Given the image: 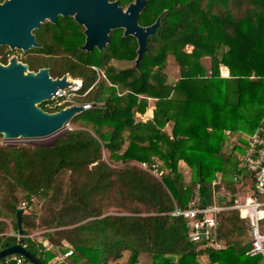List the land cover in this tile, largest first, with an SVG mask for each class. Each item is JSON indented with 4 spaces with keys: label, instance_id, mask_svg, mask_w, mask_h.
<instances>
[{
    "label": "trees",
    "instance_id": "trees-1",
    "mask_svg": "<svg viewBox=\"0 0 264 264\" xmlns=\"http://www.w3.org/2000/svg\"><path fill=\"white\" fill-rule=\"evenodd\" d=\"M115 1L127 9L136 0ZM158 19L138 66V41L122 29L103 50L87 52L86 38L43 25L48 65L28 71L81 79V94L88 93L77 101L93 107L50 147L0 144V251L21 245L43 264L69 251L64 264H201V256L208 264H264L246 255L248 222L237 210L219 214L221 250H199L187 219L172 215L197 190L200 206L229 208L242 183H251L241 174L243 148L226 154L223 146L227 132L252 134L264 118V0H146L139 24ZM171 60L175 81L166 72ZM148 99L153 119L143 121ZM218 173L221 184L213 186ZM220 186L231 199L217 202ZM19 209L25 233L17 238L8 233L19 234ZM35 233L41 237H29Z\"/></svg>",
    "mask_w": 264,
    "mask_h": 264
},
{
    "label": "water",
    "instance_id": "water-1",
    "mask_svg": "<svg viewBox=\"0 0 264 264\" xmlns=\"http://www.w3.org/2000/svg\"><path fill=\"white\" fill-rule=\"evenodd\" d=\"M146 0H136L127 9L110 0H9L0 5V46L30 49L36 46L33 30L46 20L56 23L59 15L73 17L85 27L86 41L82 50H103L110 41L111 31L122 29L124 36L138 41L136 66L147 51L148 38L161 26L160 19L149 27L139 24ZM70 84L66 77L53 79L49 69L29 72L27 65L14 58L9 64H0V136L6 140L34 139L51 136L62 130L70 120L83 112L82 107H71L49 113L40 105L58 89ZM254 175V174H252ZM23 209L17 212L19 235H24ZM21 255L32 264H43L21 245L0 251V259Z\"/></svg>",
    "mask_w": 264,
    "mask_h": 264
},
{
    "label": "built area",
    "instance_id": "built-area-1",
    "mask_svg": "<svg viewBox=\"0 0 264 264\" xmlns=\"http://www.w3.org/2000/svg\"><path fill=\"white\" fill-rule=\"evenodd\" d=\"M93 69L98 73L99 79H106L102 71L96 67H93ZM66 80L70 85L64 89H58L50 99L44 102L45 107L55 112L71 107H82L83 111L91 110L93 107L92 104L87 103L81 105L77 101L85 97L88 93L81 94L83 81L70 76H66ZM240 155L241 168H244L251 175L250 180L253 183L252 188L248 187L249 192L236 197L233 206L223 208L217 204L208 207L200 206V195L197 190L188 207L184 209L176 208L172 215L187 219L189 225V240L193 243L200 244L199 250L202 251L208 248L221 250L224 248L223 242L217 240L219 214L225 209L237 210L240 218L248 222L250 249L246 255L249 257L260 256L264 262V118L259 127L248 136L243 152ZM241 178L240 175L238 179L241 180ZM221 180L222 176L218 173L217 179L213 182V186L220 185ZM242 196H244V199ZM10 235L17 238L22 237L14 233ZM29 237L32 238L31 236ZM71 254L72 251H69L60 256L58 258V264H61ZM0 264L32 263L24 256L12 255L0 259Z\"/></svg>",
    "mask_w": 264,
    "mask_h": 264
},
{
    "label": "rangeland",
    "instance_id": "rangeland-1",
    "mask_svg": "<svg viewBox=\"0 0 264 264\" xmlns=\"http://www.w3.org/2000/svg\"><path fill=\"white\" fill-rule=\"evenodd\" d=\"M82 28H80L79 25L76 24H71V31H73L74 33H79L81 32ZM3 49H7L6 47H2ZM31 52H34L31 50ZM32 55V54H31ZM18 59V58H17ZM44 57L41 56L39 59H33L32 56L27 55L26 57V62L30 65H37V66H42V65H48L46 63L45 60H43ZM53 59V58H52ZM19 60V59H18ZM54 64L57 63V61H55V59H53ZM205 64L207 65V67L210 66V63L207 61L205 62ZM59 66V65H58ZM57 66V67H58ZM167 74L169 75V78L171 81H175L178 76H179V70L176 67L175 63L173 62V60H171L169 62V65L166 69ZM174 72V73H173ZM72 77L71 75H67ZM73 78V77H72ZM76 79V78H75ZM78 79V78H77ZM154 101L150 100V107L154 106ZM262 106L264 107V105L262 104ZM262 108V107H261ZM74 129L73 124H71V122H69L62 130H60L59 132L48 136V137H44V138H34V139H24V138H20V139H15V140H6L3 136H0V144H4V145H10V146H20V145H28V146H38V147H50L52 146L55 141L61 137H64L66 135V133L70 130ZM227 138L225 141V144L223 146V151L227 154L230 153L231 150L236 146L238 148H244V145L246 144L247 138L250 134L246 133V132H237V133H232V132H227ZM239 156H241L238 153ZM181 171L184 174L185 180L187 182L190 181L191 179V171L184 165H181ZM242 175H247V171L243 168L242 170ZM248 182H250V180H248ZM244 186L242 189H240V191L238 192V196L240 195H244L245 193L249 192L250 190L248 189L249 185L252 186V183H247L246 181L242 183ZM237 188L239 187L236 186ZM218 192L216 193V200L218 202V198L221 197L223 198V196H225L228 200L231 199L232 194L226 190L223 186L219 187V190H217ZM242 198L244 199V196H242ZM40 205V204H39ZM39 205H35L32 209L28 210V213L32 212L35 213V211H38L40 209ZM25 207V206H24ZM12 230L10 228V233H8V235L12 234ZM11 236V235H10ZM32 238H37L38 236L41 237L40 233H35L33 235H30ZM199 261L201 264H208V258L206 256H201L199 258ZM139 264H152L150 258H142Z\"/></svg>",
    "mask_w": 264,
    "mask_h": 264
},
{
    "label": "flooded vegetation",
    "instance_id": "flooded-vegetation-1",
    "mask_svg": "<svg viewBox=\"0 0 264 264\" xmlns=\"http://www.w3.org/2000/svg\"><path fill=\"white\" fill-rule=\"evenodd\" d=\"M7 1H9V0H0V5L5 4ZM110 2H115V0H110ZM73 21L76 23V25H79L73 17H63L62 15L58 16L56 23H53L49 20H46L44 23L41 24L39 29L32 31L31 34L35 37L36 46H34L30 49H27V50L17 49V48L13 49V48H10L8 46H0V64L7 65V64H9V62L12 59L15 58L18 63H21L23 65H27V68H30V65L25 61L27 55L35 57L36 59H39L41 56L44 57L46 55L45 51L43 49V44L41 42V36H42L41 34H42V31H44V30H41L44 27L43 25L50 22L56 26V28L54 29V32L56 33V35H63V33L65 31L67 32V30L69 32H71V24L73 23ZM79 26H80V28H82V30H81V32L77 33L75 36L77 38H82V37L86 38L85 27L81 26V25H79ZM113 32L114 31H111V33L109 34V37L112 35ZM2 47H6L7 49H3ZM31 50L34 52H31ZM58 51H60V50H58Z\"/></svg>",
    "mask_w": 264,
    "mask_h": 264
},
{
    "label": "crops",
    "instance_id": "crops-1",
    "mask_svg": "<svg viewBox=\"0 0 264 264\" xmlns=\"http://www.w3.org/2000/svg\"><path fill=\"white\" fill-rule=\"evenodd\" d=\"M177 80V79H176ZM150 100H152V99H148V101H149V103H150ZM154 102H155V100H153ZM155 105V104H154ZM154 109H155V107L153 106H151L150 107V104H149V107H148V110H147V112H146V114L145 115H138V118L139 119H141V120H143V121H147V120H151V119H153V114H154ZM170 129H171V127H170V125H167L166 127H165V130H167L168 132H170ZM250 179H251V177H250ZM249 179V180H250ZM250 182H251V180H250ZM252 183V182H251ZM252 186H253V183H252ZM252 186H250L249 185V188L251 187L252 188ZM216 204V203H215ZM14 233V232H13ZM15 234V233H14ZM19 235V234H18ZM64 255V254H63ZM60 256H62V255H58V256H56L51 262H50V264H58V258L60 257ZM66 260L67 259H64L63 260V262L61 263V264H64L65 262H66ZM264 263V262H263Z\"/></svg>",
    "mask_w": 264,
    "mask_h": 264
},
{
    "label": "bare ground",
    "instance_id": "bare-ground-1",
    "mask_svg": "<svg viewBox=\"0 0 264 264\" xmlns=\"http://www.w3.org/2000/svg\"><path fill=\"white\" fill-rule=\"evenodd\" d=\"M174 73V72H173Z\"/></svg>",
    "mask_w": 264,
    "mask_h": 264
}]
</instances>
